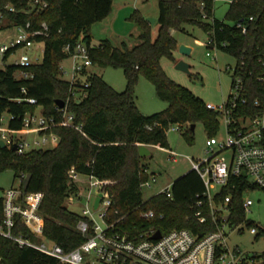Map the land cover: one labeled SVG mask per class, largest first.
<instances>
[{
	"label": "trees",
	"instance_id": "trees-1",
	"mask_svg": "<svg viewBox=\"0 0 264 264\" xmlns=\"http://www.w3.org/2000/svg\"><path fill=\"white\" fill-rule=\"evenodd\" d=\"M44 1L48 7L40 10L32 9L25 0H0V31L28 22L31 29L41 28L44 22L48 24V35L36 37L37 41L44 43L42 61L27 69L34 73L33 78H17L15 74L19 66L15 64L0 68V125L4 114L9 113V127L21 129L26 113L39 108L58 122L63 117V111L56 103L58 99H63L74 114V125L52 128L51 131L59 137L53 148L19 153L13 148L0 146V173L11 169L16 178L31 175L28 189H24L26 177L21 187L24 194H44L40 213L44 216L46 238L65 250L74 249L85 240L77 228L80 214L66 206L69 196L79 190L78 184L69 176L72 167L79 174H94L115 181L111 187L115 208L126 215L122 229L131 236L150 228L163 234L188 228L201 236L215 231L224 214L220 210L212 214L205 183L194 169L173 182L170 195L161 192L146 201L143 199L142 186L150 174L148 166L143 163L140 146L169 148L168 132L174 125H178L182 134L192 142V125L199 121L209 136L215 135L219 128L218 113L189 88L172 79L161 61L164 57L175 61L174 53L179 42L174 32L186 31V26L192 25L203 28L221 50L239 60L256 62L264 55V0H232L227 20L215 17V0H159L156 36L153 34L154 25L136 10L132 18L140 29L138 43L130 46L123 41L116 46L104 39L90 52L93 67L114 66L124 70L127 85L122 91L115 89L93 69L86 72L83 83H72L62 78L61 67V62L69 57L64 51L66 45L92 44L91 27L111 14L114 0ZM8 4L16 11L9 10ZM250 17H254L253 20ZM4 20L7 25H3ZM241 21L247 26L246 33L238 26ZM12 52H6L4 59ZM141 76L154 83L158 96L168 102L166 109L150 115L140 111L135 87ZM26 96L35 97L37 104L14 100ZM79 125L81 130L76 127ZM247 189L256 190L257 187L244 177H231L229 184L215 193L214 200L219 205L231 195L228 221L232 225L246 222L251 228L256 227L258 237L264 235V228L254 221H247L243 207V194ZM200 200L202 206L198 204ZM3 206L4 197H0L1 222L5 219ZM148 210H153L155 217H144L143 213ZM198 210H203L206 215L205 222L197 218ZM12 231L14 235L27 234L34 238L20 216L16 218ZM0 256L8 264L57 262L56 257L35 247H20L15 239L2 234ZM249 257L251 260L244 264H264V252Z\"/></svg>",
	"mask_w": 264,
	"mask_h": 264
},
{
	"label": "built area",
	"instance_id": "built-area-1",
	"mask_svg": "<svg viewBox=\"0 0 264 264\" xmlns=\"http://www.w3.org/2000/svg\"><path fill=\"white\" fill-rule=\"evenodd\" d=\"M25 1L32 9L42 10L48 7V3L44 0ZM7 8L16 11L13 5L8 4ZM204 17L207 18L206 15ZM253 18L250 17V20ZM238 26L242 27L243 33L247 32V26L243 25L242 21L238 22ZM15 27L19 33L9 43L0 46V53L5 54L18 48H31L37 41L36 37L48 35L46 22L42 23L41 28L35 29H31L30 22ZM94 45L78 42L74 47L65 46L64 51L73 60V75L70 80L72 83H83L86 72L93 67L90 52ZM206 45L209 48L220 49L210 37ZM207 55L211 56V53L207 52ZM34 63L36 62L28 54H23L14 63L19 66L16 77L33 78L34 73L27 69ZM226 69L232 75L230 94L222 103L218 105L208 103L207 106L218 113L219 121L222 119L225 122L227 137L218 140L215 135L210 136L207 140V151L210 156L202 160L192 159V169L200 174L205 183L212 214L215 215L217 210L224 214L223 221L217 225L215 231L201 236L188 228H181L162 233L159 239H153V235L158 230L150 228L131 236L122 229L126 215L115 208L116 201L111 191L115 181L101 179L94 174H85L87 179L85 186L82 187L79 184L81 174L72 167L69 176L78 184L79 190L67 200L70 203L85 201L77 224L78 230L85 237L81 244L74 249L65 250L58 243L46 238L44 216L40 213L44 194L43 192L23 193L21 185L26 177L25 174L18 177L19 186L9 189L4 197L5 219L4 222L0 221V234L15 239L20 247H35L56 257V264H244L249 262L251 259L248 254L243 253L237 246H230L229 243L230 231H240L238 225H232L228 221V203L231 195L226 196L224 203L217 205L212 190L217 186L228 185L231 177H244L257 189L264 191V55L256 62L236 58V63L229 64ZM85 86L88 84L85 83ZM23 92H27L26 88H23ZM14 100L37 104V99L31 96L18 97ZM59 108L63 111V117L58 122L53 117L43 114L41 110H36L26 113L21 129L14 130L9 125L4 127L1 124L0 140H4L6 147L9 148L17 145L16 151L19 153L44 148L42 146L48 144L49 138L56 135L51 131L53 127L74 125L75 116L68 110L67 104ZM3 119L4 117L2 121ZM174 126L171 128H175ZM76 127L81 130V125ZM177 129L180 127L178 126ZM32 132L38 137L33 143L22 136ZM13 133L21 135L15 137ZM227 151L231 153L229 157L225 155ZM170 158L177 160L173 152ZM156 180V174L152 173L143 185L151 186V181ZM162 192L170 195L171 186ZM98 197L100 202L96 207L95 202ZM254 203L252 198L244 196L245 212L250 211ZM198 204L202 206L203 201H198ZM18 216L34 234V238L27 234H13L12 230ZM143 216L151 219L155 217V212L148 210ZM196 216L200 222L207 220L203 210H198ZM257 231L256 227L251 228L252 233L256 234ZM0 264L8 263L0 256Z\"/></svg>",
	"mask_w": 264,
	"mask_h": 264
},
{
	"label": "rangeland",
	"instance_id": "rangeland-1",
	"mask_svg": "<svg viewBox=\"0 0 264 264\" xmlns=\"http://www.w3.org/2000/svg\"><path fill=\"white\" fill-rule=\"evenodd\" d=\"M231 1L215 0L214 14L216 18L226 19ZM136 10H139L146 18H158L160 13L159 0H115L114 11L108 18L92 25L93 44H99L105 38H110L116 46H120L123 41H126L130 46L138 43L140 29L132 18ZM7 24V20H4L3 25ZM18 33L19 30L15 26L2 29L0 31V46L9 43ZM153 34L154 36L157 34L156 25L153 27ZM174 34L179 42V47L174 53L175 61L166 57L161 61L167 74L179 84L189 88L205 103L216 105L222 103L232 89V75L226 68L229 64L234 65L236 63V57L221 49L209 48L206 45L209 38L208 33L199 26L187 25L186 31H175ZM183 44L192 48L190 54H184L180 51V45ZM43 52L44 43L36 41L33 47L18 48L5 59L4 54L0 53V68L14 64L23 54H28L34 62H40L43 58ZM207 52H210L211 56L207 55ZM180 60L191 65L190 72L176 67ZM72 66L71 57H67L61 62L62 78L72 79ZM90 69L101 74L115 89L122 91L126 88L127 79L122 68L97 66ZM135 91L137 105L140 111L146 115L160 112L168 107V102L158 96L154 83L144 76L140 77ZM10 119L9 113H5L2 121L4 127H8ZM174 127L168 132L169 148L153 146L150 149V155L143 158V163L148 166V173H154L157 177L156 181H151V186H142L145 201L172 186L177 178L190 171L193 168L192 159L202 160L210 156L207 151V140L210 136L201 121L195 123L194 141L192 142L182 134L180 129H177V125ZM20 135L13 133L15 137ZM22 136L31 143L35 138H38L33 132ZM215 136L218 140H224L227 137L226 125L222 119L219 121V128ZM58 142L59 137L54 135L49 138L48 144L42 147L53 148ZM172 152L176 154V161L170 158ZM225 155L229 157L230 151L225 152ZM86 179L85 174L80 175V186H85ZM18 186L19 178L14 176L13 170L8 169L0 173V197H5L9 189ZM220 188L217 186L212 192L215 194L220 191ZM244 196L255 201L250 207V211L246 212V220L254 221L264 228V191L260 189L250 190L246 191ZM84 204L85 201L82 203L66 201V206L78 214L83 212ZM238 228L240 231H230V246H237L248 255H261L264 252V235L257 237L251 232V226H248L246 222L239 224Z\"/></svg>",
	"mask_w": 264,
	"mask_h": 264
},
{
	"label": "water",
	"instance_id": "water-1",
	"mask_svg": "<svg viewBox=\"0 0 264 264\" xmlns=\"http://www.w3.org/2000/svg\"><path fill=\"white\" fill-rule=\"evenodd\" d=\"M147 20L150 21V23H151L152 25H155L158 19L155 18V17H147ZM191 50H192V48L189 47V46H187V45H184V44H183V45H180V51H181L182 53H184V54H190V53H191ZM176 67H177L178 69L184 70V71H186V72H190V67H191V65H190L189 63L183 61V60H180V61L177 63ZM56 103H57V105H58L59 107H61V108H63V107L66 105V103H65V101H64L63 99H58V100L56 101ZM192 128L195 129V124L192 125ZM0 146L3 147V148L6 147V143H5L4 140H0ZM17 148H18L17 145H15V146L13 147V150H17ZM140 154H141V156H143V157H146V156H149V155H150V149H149L148 145H145V144H144V145H141V146H140ZM30 178H31V175L28 174V175L26 176L25 181H24V189H25V190L28 189ZM99 202H100V197H98V198L96 199V202H95V206H96V207L98 206ZM161 236H162V232H161L160 230H158V231L153 235V239H159Z\"/></svg>",
	"mask_w": 264,
	"mask_h": 264
},
{
	"label": "crops",
	"instance_id": "crops-1",
	"mask_svg": "<svg viewBox=\"0 0 264 264\" xmlns=\"http://www.w3.org/2000/svg\"><path fill=\"white\" fill-rule=\"evenodd\" d=\"M114 4H115V0L113 1V9H112V12L114 11ZM121 11H122V9H121ZM119 17V16H118ZM108 18V17H107ZM158 19V18H157ZM140 33V32H139ZM108 37H110V36H108ZM105 39H108V40H110V38H105ZM102 40H104V39H102ZM101 40V41H102ZM111 41V40H110ZM92 43H93V34H92ZM100 43V42H99ZM95 45H97V44H95ZM115 45V44H114ZM148 147H149V149H151L153 146H149L148 145ZM150 153H151V151H150Z\"/></svg>",
	"mask_w": 264,
	"mask_h": 264
}]
</instances>
